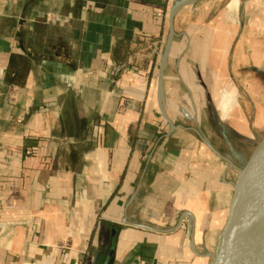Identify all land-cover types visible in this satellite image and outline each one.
<instances>
[{
    "label": "crops",
    "instance_id": "1",
    "mask_svg": "<svg viewBox=\"0 0 264 264\" xmlns=\"http://www.w3.org/2000/svg\"><path fill=\"white\" fill-rule=\"evenodd\" d=\"M184 1L0 0V264L217 249L229 192L204 139L232 99L241 0L179 9L162 69Z\"/></svg>",
    "mask_w": 264,
    "mask_h": 264
},
{
    "label": "water",
    "instance_id": "2",
    "mask_svg": "<svg viewBox=\"0 0 264 264\" xmlns=\"http://www.w3.org/2000/svg\"><path fill=\"white\" fill-rule=\"evenodd\" d=\"M196 1L185 0L172 10L162 69L174 37V15ZM263 56L257 52L253 60L259 64ZM251 62L225 91L232 98L225 109L221 97L215 129L218 145L204 139L221 163L222 182L229 192L226 224L217 249L208 255L209 264H264V179L257 185L255 176L257 161L264 156V69L255 72ZM159 100L164 102L162 91Z\"/></svg>",
    "mask_w": 264,
    "mask_h": 264
},
{
    "label": "rangeland",
    "instance_id": "3",
    "mask_svg": "<svg viewBox=\"0 0 264 264\" xmlns=\"http://www.w3.org/2000/svg\"><path fill=\"white\" fill-rule=\"evenodd\" d=\"M236 34L233 36L232 54L230 56L231 61V76L239 77L244 67L249 60L252 59V67L255 72L258 69H264V56L259 64L253 60L257 52H261L264 55V0H241L239 2V9L236 14ZM228 84L225 91L231 87V78H227ZM224 86V85H223ZM225 88V87H223ZM224 91V89H222ZM189 228L182 227L184 231ZM215 252V249L210 251ZM205 264H209L211 259L207 257Z\"/></svg>",
    "mask_w": 264,
    "mask_h": 264
},
{
    "label": "bare ground",
    "instance_id": "4",
    "mask_svg": "<svg viewBox=\"0 0 264 264\" xmlns=\"http://www.w3.org/2000/svg\"><path fill=\"white\" fill-rule=\"evenodd\" d=\"M255 174H256L255 175L256 176V184L258 185L264 179V156L259 157L257 164H256ZM262 185H264V183H262Z\"/></svg>",
    "mask_w": 264,
    "mask_h": 264
},
{
    "label": "built area",
    "instance_id": "5",
    "mask_svg": "<svg viewBox=\"0 0 264 264\" xmlns=\"http://www.w3.org/2000/svg\"><path fill=\"white\" fill-rule=\"evenodd\" d=\"M27 154H31V151H28Z\"/></svg>",
    "mask_w": 264,
    "mask_h": 264
}]
</instances>
